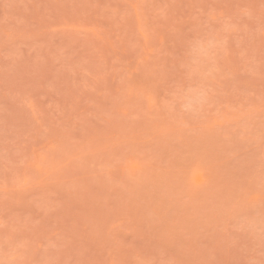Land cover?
Wrapping results in <instances>:
<instances>
[{"label":"rangeland","instance_id":"obj_1","mask_svg":"<svg viewBox=\"0 0 264 264\" xmlns=\"http://www.w3.org/2000/svg\"><path fill=\"white\" fill-rule=\"evenodd\" d=\"M0 264H264V0H0Z\"/></svg>","mask_w":264,"mask_h":264}]
</instances>
